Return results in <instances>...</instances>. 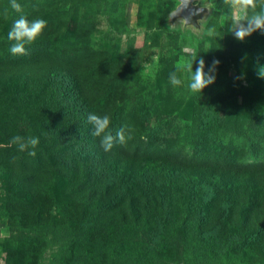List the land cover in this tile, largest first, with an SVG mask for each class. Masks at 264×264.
<instances>
[{"label":"rangeland","instance_id":"rangeland-1","mask_svg":"<svg viewBox=\"0 0 264 264\" xmlns=\"http://www.w3.org/2000/svg\"><path fill=\"white\" fill-rule=\"evenodd\" d=\"M173 1L17 0L22 11L16 12L10 7V0H0V124L5 126L0 132V264L69 263L75 233L65 224L47 228L45 225L39 230L30 218L41 214L44 208L35 205V198L29 199V194L36 189H40L35 192L38 195L48 190L60 192L58 181L49 170L55 153L38 144L34 149L36 156L32 157L28 150L22 152L9 139L5 140L7 133L11 134L10 140L14 136L40 134L53 140L50 133L33 124L30 104L26 105L29 93L22 90L24 83L38 85L50 64L74 71L84 98L94 107L93 113L110 117L111 133L115 120L126 127V134L130 129L124 145L139 153L148 154L154 149L164 152L169 146L181 160L193 155L192 149L177 144L172 136L171 140L155 131L150 137L147 124L156 119L166 121L169 130L174 125L172 130L189 131L193 139L205 142V147L213 145V150L208 151L200 147L211 159L219 155L217 146L225 148L229 140H233V150L245 152L250 132L264 128V115L261 119L252 115L259 106V111H264V78L258 76L264 67V30H257L241 42L229 31L232 15L223 0H202L200 5L210 8L202 34L183 32L180 26L166 23L168 13L177 4ZM260 10L257 7L256 11ZM20 16L29 21L44 19L47 24L37 40L26 46V55L13 56L9 49L14 42L7 34ZM170 33L169 46L166 37ZM200 59L205 62L206 73L213 61L219 60L220 64L214 73L215 83L203 93L191 94L186 65L193 63L195 71ZM172 72L183 81L181 86L170 84ZM44 120L50 125L54 121L47 117L41 119ZM56 150V156H60ZM18 179H23L20 193L27 198L25 204L15 201L19 193L14 191L13 182ZM19 212L24 214L23 221ZM50 213H55V209L51 208ZM173 243L175 259L169 264H250L220 258L196 262L195 252L201 242L184 240L180 232L174 235ZM253 251V259H257L259 253ZM108 260V264L135 263L131 258L114 255Z\"/></svg>","mask_w":264,"mask_h":264},{"label":"trees","instance_id":"trees-1","mask_svg":"<svg viewBox=\"0 0 264 264\" xmlns=\"http://www.w3.org/2000/svg\"><path fill=\"white\" fill-rule=\"evenodd\" d=\"M171 38L170 33L169 46ZM22 90L29 93L26 105L33 124L53 138L38 136L39 145L55 153L49 170L61 192L38 195L36 189L29 194L44 208L30 218L39 230L65 224L75 233L68 264H108L110 255L131 258L134 264H169L175 259L177 232L184 240L201 242L196 262L220 258L264 264V164H249L264 161V128L250 132L245 152L237 153L229 140L225 148L217 146L219 155L211 159L200 148L206 146L201 139H193L187 130H172L174 125L169 130L166 121L156 119L147 124L150 137L155 131L172 136L193 150L191 158L179 159L167 144L164 152L143 154L119 143L105 152L100 138L92 135L88 115L94 107L84 98L74 71L50 64L38 85L24 83ZM259 109L252 110L255 119L264 115ZM45 117L54 119L51 125L41 121ZM113 126L112 134L121 128L116 120ZM6 139L11 142L10 133ZM22 184L23 179L13 182L19 193L15 201L25 204Z\"/></svg>","mask_w":264,"mask_h":264},{"label":"clouds","instance_id":"clouds-1","mask_svg":"<svg viewBox=\"0 0 264 264\" xmlns=\"http://www.w3.org/2000/svg\"><path fill=\"white\" fill-rule=\"evenodd\" d=\"M223 4L228 7L232 15V23L229 31L234 37L243 42L257 30H264V0H223ZM10 7L16 12L22 11L21 5L17 0H10ZM257 7L261 10L256 11ZM249 11L252 12L248 15ZM3 14L7 16V9H4ZM247 21V23H243ZM47 22L44 19H33L29 21L26 17L20 16L14 21L11 30L8 32V39L14 43L11 45L9 51L13 56L26 55V46L33 44L37 38L42 34ZM197 60V59H196ZM195 60V61H196ZM220 64L219 60L213 61V65L205 72V62L203 59L199 60V66L193 70V63L186 65V71L189 73L187 88L191 94L203 93V90L215 83L216 66ZM258 76L264 78V67L258 71ZM169 82L173 87H178L183 84V81L177 76L176 72L169 74ZM88 122L92 125V135L99 137L101 147L105 152L113 149L114 144L119 143L124 145L130 137V129L121 127L115 135L109 131L110 117L108 115L99 116L96 114L88 115ZM11 143L16 144L20 151L28 150V155L35 157V148L39 144L38 137H22L14 136ZM31 149V150H29Z\"/></svg>","mask_w":264,"mask_h":264},{"label":"water","instance_id":"water-1","mask_svg":"<svg viewBox=\"0 0 264 264\" xmlns=\"http://www.w3.org/2000/svg\"><path fill=\"white\" fill-rule=\"evenodd\" d=\"M176 5L167 15V25L176 27L180 26L185 32L190 30L197 35H201L202 24L210 13L208 6H202V0H175Z\"/></svg>","mask_w":264,"mask_h":264}]
</instances>
